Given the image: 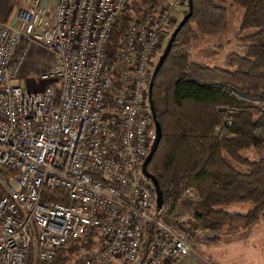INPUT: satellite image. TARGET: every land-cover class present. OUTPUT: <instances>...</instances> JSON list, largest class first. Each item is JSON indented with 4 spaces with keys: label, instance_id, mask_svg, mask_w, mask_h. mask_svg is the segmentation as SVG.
<instances>
[{
    "label": "built area",
    "instance_id": "1",
    "mask_svg": "<svg viewBox=\"0 0 264 264\" xmlns=\"http://www.w3.org/2000/svg\"><path fill=\"white\" fill-rule=\"evenodd\" d=\"M131 1L18 0L0 21V264H37L73 240L86 245L77 264H133L149 226L140 264L193 252L142 171L155 134L148 84L186 0L148 4L110 56ZM31 44L53 60L30 91L19 72Z\"/></svg>",
    "mask_w": 264,
    "mask_h": 264
},
{
    "label": "trees",
    "instance_id": "2",
    "mask_svg": "<svg viewBox=\"0 0 264 264\" xmlns=\"http://www.w3.org/2000/svg\"><path fill=\"white\" fill-rule=\"evenodd\" d=\"M141 1L130 2L122 12L112 30L110 56L134 18L131 11L139 15L148 4L162 2ZM226 1L243 9L237 51L225 57L222 67L190 61L197 32L218 34L226 28ZM187 10L186 0L182 16ZM152 101L161 138L147 169L162 191L160 218L194 248L256 226L264 215V154L252 159L241 152L264 150V0H192V16L153 82ZM187 188L197 199L185 195ZM237 204L250 208L227 210ZM152 234L149 226L140 260L133 264H140ZM85 246L73 240L37 264H68Z\"/></svg>",
    "mask_w": 264,
    "mask_h": 264
},
{
    "label": "rangeland",
    "instance_id": "3",
    "mask_svg": "<svg viewBox=\"0 0 264 264\" xmlns=\"http://www.w3.org/2000/svg\"><path fill=\"white\" fill-rule=\"evenodd\" d=\"M166 1L170 2L172 0ZM134 2L139 5L142 3L141 0H132L131 5H133ZM222 5L227 9L229 16V22L226 28L223 32L218 34H200L197 32L196 38L191 41L189 46L190 61L203 63L210 67H222L225 62V57L228 54L237 51V47L240 43L236 40V34L240 28L243 9L228 1L222 2ZM183 9L184 5L178 9V13L175 15L176 22L174 26L170 28L169 32H167L168 34L164 40L158 57L161 54L173 29L182 18L181 12ZM133 13L134 12L131 11V15L135 18L138 13H136V15ZM158 57H156L155 63ZM52 60L53 55L41 46L36 44L28 46L26 48L21 70L19 72V81L21 85L30 91L40 89L42 87V82L38 79V72L49 66ZM241 154L254 159L263 156L264 150L249 148L243 150ZM249 208L250 205L248 204H237L227 207V210L230 212L245 213ZM257 229H259L260 232L254 235V231ZM252 231L253 234L246 237L243 241L241 240L239 243H233L223 248L224 257L229 259L230 264H264V215L261 217L260 222L252 228ZM198 248L199 247L197 246V249ZM202 251H200L202 255L209 259V255ZM234 251H238L239 254H241L240 259H238V255H234ZM80 254L81 252L74 254L68 264H77ZM213 263H215V261H213Z\"/></svg>",
    "mask_w": 264,
    "mask_h": 264
},
{
    "label": "crops",
    "instance_id": "4",
    "mask_svg": "<svg viewBox=\"0 0 264 264\" xmlns=\"http://www.w3.org/2000/svg\"><path fill=\"white\" fill-rule=\"evenodd\" d=\"M18 0H0V21L4 22L11 18L13 8L17 4ZM21 70V69H20ZM258 230V232H257ZM255 230V234H258L259 229ZM253 234L252 228L250 230L245 231H237L222 237V240L215 244H201L194 248L193 252L182 257L179 260L173 261L170 264H230L229 259L224 257L223 248L229 246L233 243H239V241H243L246 237ZM209 255V259L202 255L200 251ZM234 255H238V259L241 258V254L238 251L233 252ZM241 253V252H240ZM215 261V263H213Z\"/></svg>",
    "mask_w": 264,
    "mask_h": 264
},
{
    "label": "water",
    "instance_id": "5",
    "mask_svg": "<svg viewBox=\"0 0 264 264\" xmlns=\"http://www.w3.org/2000/svg\"><path fill=\"white\" fill-rule=\"evenodd\" d=\"M187 5H188V10L182 16V18L179 20V22L177 23V25L173 29L172 33L170 34L161 54L159 55L155 65H154V68H153V71H152V74L150 77V81L148 84V103H149L150 112H151V115H152V118L154 121L155 134H154L153 142H152L151 147H150V151H149L148 155L146 156L144 162L142 163V171L147 176V178L151 181V183L153 184L155 194H156V206H157V208H161L162 204H163L162 191H161V188L159 186V183H158V180L156 179V177H154L152 174H150L148 169H147V166H148L149 162L151 161L152 156H153V154H154V152L158 146L159 140L161 138V128H160L158 121L156 120L154 105H153V101H152V87H153V82L155 80V77H156L160 67L164 63L168 53L170 52V49L172 47L173 42L176 39L177 34L179 33V31L182 29V27L186 24V22L192 16V0H187Z\"/></svg>",
    "mask_w": 264,
    "mask_h": 264
}]
</instances>
